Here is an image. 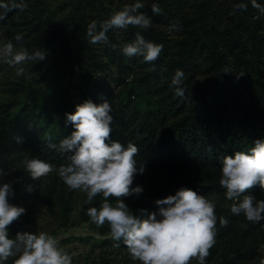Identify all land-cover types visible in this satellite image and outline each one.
<instances>
[{
	"label": "rangeland",
	"instance_id": "rangeland-1",
	"mask_svg": "<svg viewBox=\"0 0 264 264\" xmlns=\"http://www.w3.org/2000/svg\"><path fill=\"white\" fill-rule=\"evenodd\" d=\"M159 1L22 0L26 5L23 10L9 11L6 18L0 20V48L11 42L16 51L25 49L29 54L41 51L46 56L43 61H28L17 65L16 67L25 68V75L19 77L15 74L16 67H11L0 59V105L9 109L12 115L17 114L27 104L34 106L43 124L52 133L58 131L61 116L73 113L76 105L90 98L89 92L96 89V84L106 87L113 95L116 105L125 104L127 96L132 94L130 107L134 106L140 112L147 107L157 108L156 83L137 81L143 73L151 69L149 63L142 65L140 56L127 57L121 52L120 55L113 53L110 57V51L106 49L105 44L90 43L88 35L79 49L76 41H70L66 35L57 40H52L51 35L61 22L66 24L65 31L75 28L82 20L88 29L91 23L97 24V20L93 19L96 14L101 16L103 22L126 5L140 2L145 6L138 11L149 16L152 21L147 30L159 32L162 37L160 44L164 49L159 57L161 60H170L177 57L186 37V30L169 32L168 26L173 23L168 22L162 14H152L151 4ZM171 1L167 0L168 4H171ZM10 2L11 0H0V3ZM15 2L19 4L21 0ZM88 2L92 3V6H89ZM241 3L236 0H185L181 10L183 15L189 18L190 25H208V34L214 37L215 41L221 40L226 34L228 36L230 29L236 24L241 27L240 31L245 38L250 30H255L264 37V15L253 8L251 3L249 10L243 13L237 8ZM257 3L264 6V0H257ZM244 25L248 26L246 32L242 27ZM128 28L112 29L107 33L114 37L117 46L123 47L135 41L126 39L125 35L128 33L125 30H129ZM17 35L21 37L20 40L15 39ZM262 43L263 51L256 61L261 71L264 70V40ZM96 59L100 61L94 62ZM256 76V71L246 70L242 77L245 81L252 82ZM235 77L239 79L241 76ZM48 115L54 121H49L46 118ZM28 159L31 158L24 152L0 151V170L3 171V175H0V186L4 183L12 184L16 179H25L27 182L20 187V201L14 204L25 209L20 216L26 218L25 228L21 230L23 233L43 232L53 236L58 240L59 247L72 256V264H139V261L130 258L126 246L111 238L107 223L97 227L86 214L88 207H99L103 202L102 196H97L91 204L84 203L86 195L68 188L56 172L33 180L24 167ZM148 179V175L136 174L133 187L139 185L143 192L139 196L122 198L131 213L136 212L144 203ZM205 198L216 204V216L235 203L225 195ZM115 199L110 197L108 202L115 204ZM240 219L245 220L244 226H252V222L243 214L237 215L230 228L222 227L217 220L215 244L210 249L205 264H218L223 254L239 244H243L242 250L251 246L254 256L231 264H260L264 259V244L257 228L250 229L249 234L244 233ZM253 224L259 225L261 221ZM9 236L15 238L16 234L11 233ZM117 244L120 246L116 247ZM14 259L15 257H10L3 264H12ZM191 264H197V261L193 260Z\"/></svg>",
	"mask_w": 264,
	"mask_h": 264
},
{
	"label": "trees",
	"instance_id": "trees-1",
	"mask_svg": "<svg viewBox=\"0 0 264 264\" xmlns=\"http://www.w3.org/2000/svg\"><path fill=\"white\" fill-rule=\"evenodd\" d=\"M236 1H244L249 10L250 1ZM156 4L168 22L186 30L177 57L170 60L159 57L149 63L151 69L137 80L139 83H156L157 108L147 107L140 112L134 106L130 107L132 94L127 96L125 104L116 105L113 95L102 84L95 85L96 89L89 92L87 100L94 104L107 101L111 105L109 141L115 140L125 146L132 143L139 149L135 157L136 167H143V175H148L149 179L144 203L132 214L144 217L158 212L160 206L155 203L157 199L174 195L181 187L203 196L225 195L226 190L219 183L222 158L233 156L237 151L249 152L255 141L264 140V70L261 71L256 62L263 51L264 37L255 30L248 31V26L244 25L243 29L248 31L245 38L241 27L236 24L228 36L226 34L215 41L208 34V25L197 27L194 23L189 24V18L181 10L185 0H172L171 4L160 0ZM88 5L92 6V3L88 2ZM242 12L246 13L245 10ZM93 19L97 20L99 31L101 16L96 14ZM65 25L61 22L51 39L57 40L66 35L70 41H76L78 49L81 48L87 36V24L82 20L69 31H65ZM128 29L125 30L127 40H135L139 33L146 41L156 44L162 41L160 33L151 29L134 26ZM106 35L108 43L105 47L109 49L110 57L113 53L120 55L122 47L116 45L114 37ZM140 59L142 65L147 64L141 56ZM177 70L184 73L181 85L184 95L180 97L175 95V87L171 86ZM246 70L256 71L257 76L252 82L243 79ZM235 75L241 77L237 79ZM46 118L54 121L49 115ZM60 119L58 131L52 133L47 130L34 106L27 104L12 115L9 109L0 105V151L17 150L31 159H40L56 167L67 164V154L61 155L58 146L60 140L69 137L75 127L66 120V115ZM50 143L57 148H50ZM25 183V179H16L11 184L9 204L20 201L18 193ZM245 194L264 200V190L258 184ZM217 215V220L221 217L228 220L227 228L237 219L230 208ZM25 219L14 221L8 227L9 235L23 233ZM240 223L246 234L251 233L250 229L257 228L264 244V221L259 225L252 223V226H244V219H240ZM120 244L125 246L122 240ZM242 249L243 244L231 247L218 264L236 263L254 256L251 246Z\"/></svg>",
	"mask_w": 264,
	"mask_h": 264
},
{
	"label": "clouds",
	"instance_id": "clouds-1",
	"mask_svg": "<svg viewBox=\"0 0 264 264\" xmlns=\"http://www.w3.org/2000/svg\"><path fill=\"white\" fill-rule=\"evenodd\" d=\"M251 6L264 15V6L257 0H250ZM145 4L137 2L126 5L99 25L95 22L88 26L87 35L90 43H108L107 32L110 29H127L129 26L147 29L152 21L149 16L139 12ZM26 5L0 3V20L14 9L23 10ZM247 10V5H237ZM153 15L161 14L156 3L151 4ZM180 25L170 24L169 32H178ZM16 40L21 37L17 35ZM163 50V45L146 41L137 33L135 41L123 45L122 54L127 57L142 56L147 63L156 61ZM45 54L27 50L16 51L9 42L0 48V59L9 66L16 67L28 61H43ZM16 76L25 75L24 67H16ZM184 73L177 70L171 80L175 95H184L182 85ZM111 105L105 101L94 104L85 101L76 105L73 113H66V120L75 130L69 137L59 142L58 151L66 155L67 164L56 167L40 159H28L24 167L33 180H39L56 172L58 177L72 190L86 195L84 203L91 204L97 196H102L99 207H88L86 214L92 223L102 227L107 223L111 238L123 241L128 254L139 264H205L210 249L215 244L217 216L216 204L192 189L181 187L174 195L157 199L158 212L148 213L146 217L132 214L122 198L139 196L143 189L133 181L137 172L143 174L144 168L137 169L135 157L138 147L132 143L127 146L112 140L109 114ZM50 148H57L49 144ZM0 175L3 171L0 170ZM220 185L226 190L225 197L235 201L230 206L233 215H241L252 223L264 221V200L245 194L256 186L264 190V140L255 141L249 152L237 151L233 156H225L221 162ZM12 194L10 183L0 186V264L10 257H15L12 264H72V256L59 247L56 238L46 233H17L9 238L8 227L25 212L23 207L9 204ZM115 197V204L109 198ZM242 197V199H241ZM222 227L228 220L221 217ZM120 245L117 244L116 247ZM260 264H264V259Z\"/></svg>",
	"mask_w": 264,
	"mask_h": 264
}]
</instances>
